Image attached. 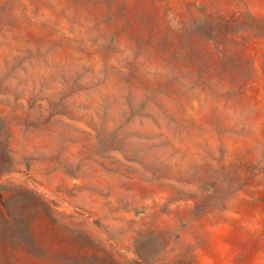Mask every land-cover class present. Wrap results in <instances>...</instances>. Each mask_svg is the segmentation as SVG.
<instances>
[{"label":"rangeland","instance_id":"374dc122","mask_svg":"<svg viewBox=\"0 0 264 264\" xmlns=\"http://www.w3.org/2000/svg\"><path fill=\"white\" fill-rule=\"evenodd\" d=\"M0 264H264V0H0Z\"/></svg>","mask_w":264,"mask_h":264}]
</instances>
